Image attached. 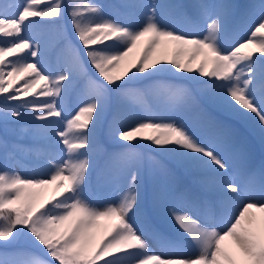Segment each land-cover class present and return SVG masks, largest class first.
Returning a JSON list of instances; mask_svg holds the SVG:
<instances>
[{
	"label": "snow or ice",
	"instance_id": "6c2138e0",
	"mask_svg": "<svg viewBox=\"0 0 264 264\" xmlns=\"http://www.w3.org/2000/svg\"><path fill=\"white\" fill-rule=\"evenodd\" d=\"M113 7L124 10L119 19L98 0L0 4V123L30 121L22 132L63 153L44 155L29 176L0 170V248L13 250L0 252V264H264V165L258 172L237 167L229 128L204 114L208 134L199 135L183 116L203 91L264 141V0L239 14L243 35L230 46L225 35L237 13L223 0H198L193 11L157 0ZM52 32L61 45L55 65L45 59ZM164 76L191 86L161 83ZM77 79L83 88L67 110ZM108 115L109 138L124 142L110 157L120 194L97 205L87 195L89 169ZM142 148L199 172L198 190L178 186ZM146 159L155 213L172 233L142 211ZM48 188L53 194L44 199ZM21 241L43 255L19 249Z\"/></svg>",
	"mask_w": 264,
	"mask_h": 264
},
{
	"label": "rangeland",
	"instance_id": "374dc122",
	"mask_svg": "<svg viewBox=\"0 0 264 264\" xmlns=\"http://www.w3.org/2000/svg\"><path fill=\"white\" fill-rule=\"evenodd\" d=\"M123 1H125V0H123ZM234 1L235 0H223V2L229 3L231 5H234ZM98 2L101 4L104 3L103 0H98ZM149 2H151V0H149ZM157 2H159V3H176V4H180V5L185 6V9L187 11H193L192 6L195 5L198 2V0H157ZM214 2H219V0H214ZM256 2H258V0H243L241 2V4L235 5L234 11L237 13V15L229 20L227 33L225 35V39H226L229 46L232 43H234L235 37L237 35H240V36L243 35V31H244L243 18L239 14L246 11L248 5H250L252 3H256ZM192 31L195 32V30H192ZM168 52H170L169 55L171 58V55H172L171 48L169 49ZM158 54L159 53H157V55ZM139 55H140V49L134 50V52L131 54V56H134L135 59ZM45 59L53 64L55 59H56L55 54L50 53L47 56H45ZM178 75H182V73H179ZM169 79H170L169 83L174 82L171 78H169ZM202 79H204V78H202ZM175 83L183 84L186 87L191 86L190 82L187 80H177ZM69 92H70V90L66 94V99H65V108L67 110H71V108L74 107L78 101V97L76 99H70ZM200 93H201V91L198 92V94H197L196 104L184 111V113H183L184 120L199 135H207L208 134V130L206 128H204L201 124V120H202V117L204 114L210 115L216 121H218L222 125L229 128L232 132V135L234 138V143H235V149L232 152L233 163L239 168L247 169V170H255L258 172L259 169L261 168V166L264 165V141H262L260 136L258 135V133L253 131L246 123H244V125L239 126L232 119L224 118L220 114V112L223 110H221L219 107H217L213 103V101L207 95V93L204 95L206 102L204 104H200V102H199L200 98L198 97ZM157 107H159L161 111L164 110L163 104L161 101H158ZM223 112H226V111H223ZM107 119H110V115H108L106 117V120L102 123L101 129H100L101 137L104 140V142L106 141L109 144L124 143V142H117V141L111 140L109 138V136L107 134ZM36 142L41 146V148H43L40 151H38L34 154H31L32 156L37 158L36 160L40 161L43 158V156L46 154H54L57 158H59L60 156L63 155V153L60 151V147H62V146L57 147L55 149V151L53 152V149H51L49 147L48 142L46 140H42L41 138H39V139H37ZM142 142L148 143L147 141H142ZM0 147H1V138H0ZM241 148L244 150V152L246 154L244 159H241L238 151H236V150L241 149ZM0 151H1V148H0ZM121 151H122V149H118V148L112 149V148L103 147L102 144L96 150L95 154H96V156L99 157L100 164L102 166L101 172H104L102 174H104V176H106V177L105 178H102V177L98 178L96 182H94L95 177H92L90 180L93 183L92 187H95V194H94V192L91 191V189H89L87 195L90 199V202H92L93 204L100 205L105 200H113L119 196V194H120L118 191L119 185L115 184L113 182V179L110 175L111 170H112L114 163H115L112 159H110V157L113 154L119 153ZM145 157L146 158L150 157L153 160L159 161L156 157H153L151 154L149 156L145 155ZM159 163L161 164L160 161H159ZM146 165H147V159L145 160V169H146ZM161 165L163 166V164H161ZM163 168L166 169L164 166H163ZM12 169H14V171H17L20 173V169H19L18 164L15 161V159L12 160ZM188 169L190 170L191 174L193 175L194 182H196L197 178L201 174L195 170L190 169V168H188ZM166 170L169 173H171V175L174 179V182L178 186L186 187L185 185H182L178 182L175 175L171 171H169L168 169H166ZM37 171H39V170L38 169H30V171L28 172V176L32 175L33 173H35ZM141 188H142V186H141ZM189 188H191L193 191L198 190V187H195V188L189 187ZM49 189H51V188H49ZM151 207L154 208L153 204H151ZM156 219L159 222H157V223L153 222L152 223L155 227H158L165 232H169V233L173 232V226L171 224L160 220L157 217V215H156ZM152 246L156 251H161L160 247L157 244L153 243ZM18 248L21 250L28 249L22 245H19ZM4 251L11 252L13 250L12 249L5 250L3 248H0V252H4ZM185 251L189 255L194 254L192 249L186 248ZM32 253L38 254V255H43V253L39 254V253H36L35 251Z\"/></svg>",
	"mask_w": 264,
	"mask_h": 264
},
{
	"label": "trees",
	"instance_id": "16d2710c",
	"mask_svg": "<svg viewBox=\"0 0 264 264\" xmlns=\"http://www.w3.org/2000/svg\"><path fill=\"white\" fill-rule=\"evenodd\" d=\"M13 0H0V4L3 3H12ZM105 2V12L107 15L112 16L113 19L119 17L115 13L118 11H124L122 9H117L114 8V5H119L123 3L121 0H104ZM64 25L70 30V23H69V18L66 16L64 20ZM44 39L48 41V48L46 55L51 53V52H56L57 53V59L60 56V49L61 45H59L56 41V36L55 32H52L50 34H47ZM73 39H75V36H73ZM42 49L44 48L43 43L41 44ZM170 52L167 54V58L170 59ZM45 55V56H46ZM55 60V63L57 61ZM130 60H135L134 56L130 57ZM130 61L126 60L122 62L121 67L117 69V72H122L125 67H127L128 63ZM54 63V65H55ZM183 75L187 76L189 74L187 73H182ZM195 75V73L191 74ZM203 77H201L202 79ZM161 83H167L168 79L164 78L163 80L160 81ZM23 82H21L22 84ZM20 85H17L19 87ZM83 88V81L80 79H77V81L74 82L73 86L71 89L72 94L71 96L73 98H76L79 96V93L81 89ZM202 97L206 94L205 92L201 91ZM33 97H28V99H32ZM205 98V97H204ZM40 99H45L44 97H40ZM156 99H152L151 103L155 101ZM31 128V122L30 121H24L19 124H9L5 126L4 124L0 123V138H1V151H0V169L1 170H14L12 169V160L15 159V161L18 164V167L20 169V173L24 176H28V172L30 169L35 168L40 170V161L35 160V157L32 156L31 154H34L38 151H40L41 146L36 142L37 139L40 137L38 136H33L30 133L25 134L24 132L21 131V129H29ZM95 150V149H94ZM94 152V151H93ZM92 164L93 167L97 164V157L96 155L92 154ZM92 167V168H93ZM91 169V168H90ZM89 169V171H90ZM148 185V190H146L149 203H153L152 199V193H153V182L152 179L149 177L148 173H145V181ZM54 189H47L43 192V198L47 199L53 194ZM141 190H140V196H141ZM142 197V196H141ZM142 211L144 213V210L142 208ZM20 245L22 246H27L31 250H37L40 252L38 249L33 248L30 244H28L26 241H21ZM42 247V246H41ZM41 253V252H40Z\"/></svg>",
	"mask_w": 264,
	"mask_h": 264
}]
</instances>
